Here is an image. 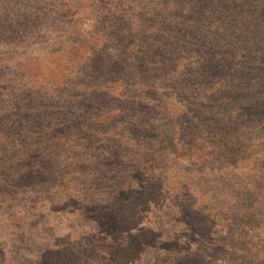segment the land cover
<instances>
[{
	"label": "rangeland",
	"instance_id": "obj_1",
	"mask_svg": "<svg viewBox=\"0 0 264 264\" xmlns=\"http://www.w3.org/2000/svg\"><path fill=\"white\" fill-rule=\"evenodd\" d=\"M0 264H264V0H0Z\"/></svg>",
	"mask_w": 264,
	"mask_h": 264
}]
</instances>
